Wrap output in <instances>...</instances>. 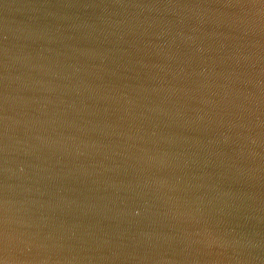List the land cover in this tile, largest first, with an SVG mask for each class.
Segmentation results:
<instances>
[{
	"label": "water",
	"instance_id": "water-1",
	"mask_svg": "<svg viewBox=\"0 0 264 264\" xmlns=\"http://www.w3.org/2000/svg\"><path fill=\"white\" fill-rule=\"evenodd\" d=\"M0 264H264V0H0Z\"/></svg>",
	"mask_w": 264,
	"mask_h": 264
}]
</instances>
